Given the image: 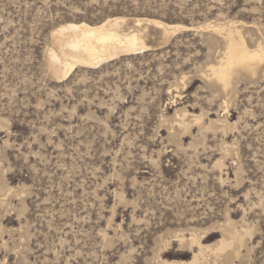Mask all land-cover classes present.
<instances>
[{
    "label": "rangeland",
    "instance_id": "rangeland-1",
    "mask_svg": "<svg viewBox=\"0 0 264 264\" xmlns=\"http://www.w3.org/2000/svg\"><path fill=\"white\" fill-rule=\"evenodd\" d=\"M114 16L191 29L56 78L52 31ZM216 23L264 44V0H0V264H264V64L212 86ZM228 220L251 233L213 260Z\"/></svg>",
    "mask_w": 264,
    "mask_h": 264
},
{
    "label": "bare ground",
    "instance_id": "bare-ground-1",
    "mask_svg": "<svg viewBox=\"0 0 264 264\" xmlns=\"http://www.w3.org/2000/svg\"><path fill=\"white\" fill-rule=\"evenodd\" d=\"M151 27H155L154 33L150 32ZM208 27L212 29L208 35L210 48L220 45L221 49L218 50L220 56L217 63L209 66L207 76L212 86L217 83L218 88L224 90L226 93L224 91L223 93L227 97H231L237 78L242 75H255L263 66L264 44L259 43L252 48L241 30L233 23L209 24ZM190 29L181 23H167L156 18H136L134 24L130 26L128 18L124 16L109 17L98 24L85 21L68 22L52 31L48 64L56 78L64 79L79 66L94 69L123 56L141 54L153 47L166 44L176 31ZM225 101L228 102V99ZM195 121L202 130L205 126L202 117L196 116ZM220 121L217 119L214 123ZM222 126L224 129L229 127L227 118L222 122ZM177 128L190 129V122L185 116L182 122L172 124L170 132H175ZM250 233L249 227L239 230L228 220L223 226V236L215 247L204 245L200 237L192 236L191 243L198 245V254L194 255V262L204 258L209 248L215 257L213 260L229 249L232 253L239 254L240 247L246 243L245 235ZM180 240L184 239L181 237Z\"/></svg>",
    "mask_w": 264,
    "mask_h": 264
}]
</instances>
